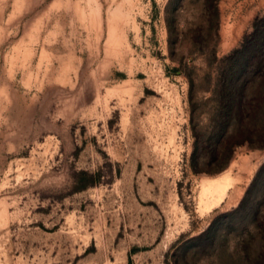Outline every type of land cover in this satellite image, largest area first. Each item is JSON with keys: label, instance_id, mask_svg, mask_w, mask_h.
Listing matches in <instances>:
<instances>
[{"label": "rangeland", "instance_id": "obj_1", "mask_svg": "<svg viewBox=\"0 0 264 264\" xmlns=\"http://www.w3.org/2000/svg\"><path fill=\"white\" fill-rule=\"evenodd\" d=\"M263 15L264 0H0V264H264V192L233 211L264 132L221 167L226 137L207 140L219 66Z\"/></svg>", "mask_w": 264, "mask_h": 264}, {"label": "trees", "instance_id": "obj_2", "mask_svg": "<svg viewBox=\"0 0 264 264\" xmlns=\"http://www.w3.org/2000/svg\"><path fill=\"white\" fill-rule=\"evenodd\" d=\"M216 3L217 0H212L213 5ZM263 27L264 15L255 20L253 30L245 36L241 46L224 56L219 66L220 73L213 91L221 97L222 101L216 109L215 117L212 118V127L207 136L208 140L216 132L218 139L226 137V155L218 161V167L226 164L234 143L248 140L249 126H261L264 132V112H261L264 111ZM256 109L260 111L259 115ZM240 111L244 113V116L240 114ZM209 146H212L211 143L199 147L208 151ZM197 148V144L194 143L191 154V165L194 170L198 169L194 160ZM211 151L215 152V148ZM253 190L264 192V161L256 170L238 206L233 211H240L243 208L246 198Z\"/></svg>", "mask_w": 264, "mask_h": 264}, {"label": "bare ground", "instance_id": "obj_3", "mask_svg": "<svg viewBox=\"0 0 264 264\" xmlns=\"http://www.w3.org/2000/svg\"><path fill=\"white\" fill-rule=\"evenodd\" d=\"M228 172L226 170L219 178L209 181L202 187L201 204L206 209H212L220 203L230 186ZM230 174V173H229Z\"/></svg>", "mask_w": 264, "mask_h": 264}]
</instances>
